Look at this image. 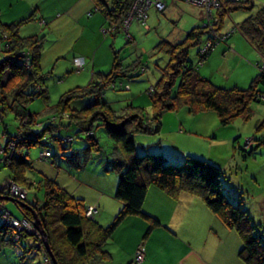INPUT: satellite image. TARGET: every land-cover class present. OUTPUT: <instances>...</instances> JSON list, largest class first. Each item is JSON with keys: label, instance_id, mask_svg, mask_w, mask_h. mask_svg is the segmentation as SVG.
Instances as JSON below:
<instances>
[{"label": "trees", "instance_id": "obj_1", "mask_svg": "<svg viewBox=\"0 0 264 264\" xmlns=\"http://www.w3.org/2000/svg\"><path fill=\"white\" fill-rule=\"evenodd\" d=\"M93 1L108 29L113 33L121 31L126 41L131 42L129 32L119 27L137 0ZM163 2L166 5V0ZM224 2V11L244 9L248 15L236 23L233 31L223 39L214 38L208 30L196 26L188 30L181 41L171 42L162 39L158 42L157 48L166 52L169 60L160 68V76L152 92L148 91L152 95L151 119L145 117L142 111L133 110L134 106L130 104L120 111L113 109L104 98V90L107 87L117 86L124 89L127 84L122 80L123 77H132L133 73H138L134 72L137 67L141 71L145 69L139 60L134 64H123L117 51H113L108 70L93 71L89 83L67 90L55 104H47L49 94L44 81L45 73L40 67L43 37L36 34L22 36L18 32L19 25L32 20V15L15 22L0 20V113L12 112L16 120L13 134H9L6 128H3L5 141L0 145V167L6 166L9 170V175L0 186L2 216L0 246L21 247L19 257L23 259L26 249L30 246L27 235H30L36 244H40L41 241L40 236L37 235L38 238L32 230L27 228L19 230L6 222L4 214L18 219L5 207L4 202L8 195H11L4 186L7 181H12L25 189L24 198L11 196V199L20 209L22 219L32 225L35 218L39 220L57 264H101L106 261L110 257L105 247L106 243L122 221L130 215L140 216L149 221L146 234L159 225L157 219L142 210L147 188L152 185L175 199L182 192L201 191L203 200L212 213L226 227L238 234L241 240L238 257L245 264H264V234L256 231L247 211L222 190L219 179L220 166L192 156H186L179 164L166 163L161 153H136V143L132 137L133 133L157 132L160 114L164 109L185 106L192 114L213 111L219 124L224 126L238 116L249 118V103L264 100V5L255 4L254 0ZM149 8L160 12L150 4L145 9V19L133 18L131 21L137 19L144 24ZM209 13L211 17H205L207 21L203 23L209 22L211 25L214 16L217 15L219 27L222 26L224 21L222 10L211 7ZM235 30H238L261 56L256 64L259 71L246 88L236 86L224 88L215 85L210 78L197 71V65L208 58L215 45L226 40ZM197 42L201 45L197 51V65H194L188 61L187 53L188 48ZM206 42H210V46L202 51ZM87 96L90 97L86 98L84 106L79 108L69 106L70 100ZM39 98L43 99L52 111L50 118L44 122H40L38 112L28 110L29 103ZM261 125L263 126L264 122ZM98 127H102L107 136L118 143L128 155L125 160L115 159L113 162L112 168H122L114 190V197L122 205L108 225H101L95 218L85 216L86 205L83 199L74 197L54 179L42 174L40 177L27 176L28 170L32 169L28 154L31 146L36 144L44 146L39 153L41 159L51 157L48 149L49 139L57 141L60 146L83 137L90 143V149L98 150L100 145L94 135ZM61 129L66 133L57 134ZM256 140L257 144H264V133ZM45 152H48V155H44ZM33 184L44 190L41 202L38 199L27 200V188ZM58 234L65 245L58 242L57 239L60 237ZM35 243H31V246L39 248ZM65 248L72 249V255L69 257L71 260L64 256ZM133 262L139 264L141 261ZM49 263L51 264L50 261Z\"/></svg>", "mask_w": 264, "mask_h": 264}, {"label": "rangeland", "instance_id": "obj_2", "mask_svg": "<svg viewBox=\"0 0 264 264\" xmlns=\"http://www.w3.org/2000/svg\"><path fill=\"white\" fill-rule=\"evenodd\" d=\"M254 1L258 3V0ZM193 2L191 0H166V8L164 5L159 10L160 12L150 9V18L149 20L147 19L146 24L140 23L136 19L129 25V33L133 37V41L131 42L126 41V37L121 31L108 36L103 48H107L108 50L111 48V45L113 46L109 50V58L113 56V51H117V55L122 59L123 64L130 65L135 62L137 63L139 60L141 65L145 66L144 71H141L137 65L138 70L135 69L134 72L138 73H133L132 77H123L122 80L126 81L127 84L124 89L116 86L107 87L104 90V98L113 109L120 111L130 104L134 106L133 110H140L145 117L152 118V95L149 94L148 89L155 85L160 76V68H163L169 60L168 54L158 49L157 44L162 39H169L171 42L181 41L188 30L201 25L198 20L200 8H202L204 21H207L205 17H208V14L206 13L205 6L201 3ZM223 4H225L224 0H220L215 6L217 10H222L223 12L224 21L221 24L222 26L219 27V16L217 15L214 16L211 25L202 23L200 26L208 30L213 36L226 37L229 31L235 27V23L240 22L248 15V12L244 9H234L230 12L224 11L225 5ZM5 5L4 0H1L0 16L3 19H6L8 16ZM213 12L215 13V9H213ZM229 23L231 24L229 25ZM119 29H121V26ZM112 41L113 44H111ZM228 43L232 46L233 51L242 57V60L238 59L234 63L231 62L226 71L220 72L219 70L223 60L228 58L227 51H224L223 42L216 44L206 61L200 65H197V51L201 44L197 42L188 48L187 59L189 62L197 65V71L204 77L210 78L215 85L224 88H231L233 86L246 88L251 79L259 71L254 63V60L259 58L258 54L246 43L238 30H235L229 37ZM229 57H233L234 59L235 55L231 52L229 53ZM86 59V64L80 69L76 68L74 58L72 61L68 58L66 60L62 58L56 64L55 62H51L50 59V62H43L42 71L45 73L44 81L49 94L47 104H55L67 90L89 83L91 71H106L111 65H97L96 68L92 69V63H88ZM72 62L74 64L73 67L71 65ZM175 85L173 86L174 89ZM89 97L72 99L69 101V106L72 108L82 107L85 105L86 98ZM42 101L45 103L44 108L37 113L40 118L52 112L50 107L46 105V102L43 99ZM30 104L31 106H35L37 103L32 101L28 107ZM263 122L264 100L262 99L249 103V118L244 119L238 116L224 126L219 124L217 116L213 111H201L192 114L188 112L187 107L180 106L177 109H164L161 112L159 130L157 132L133 133L132 137L136 143V153H161L166 163L179 164L186 156L216 163L221 167L219 179L222 190L229 198L238 202L242 209L247 211L255 225L256 231L263 235L264 144H257L256 140L264 133V125H261ZM151 124L154 125V122ZM15 125L16 120L12 112L6 111L0 113V145L5 141L3 128H6L9 134H13L15 132ZM61 133H66V131L61 129L57 134ZM94 135L97 137V143L100 145L98 150L90 149V143H87L83 137L76 138L71 143L60 146L57 141L49 139L50 145L48 149L51 152L49 159H41L39 157V153L44 149L43 145L36 144L28 149L32 169L28 170L27 176L40 177L42 174L54 179L74 197L82 198L86 205L84 215L88 211L89 206L91 212L96 210L95 206L86 203V201L92 198L93 189L90 187L93 186L90 184L101 185L107 191H113L122 171V168H112L113 162L115 159L125 160L126 156H128L118 143L107 136L102 127L96 128ZM88 171L93 172L94 175H91ZM8 175V168L6 166L0 167V186ZM148 188H153L156 191L159 190L152 185H149ZM43 192L42 187L33 184L27 188V200L33 201L34 199H38L41 202ZM200 192H184V197L178 199L180 201L176 200V207H180V202H183L184 206H188L189 202H192L194 204V209L192 210H197L201 213L211 211L203 200V194ZM11 196L17 197L18 195L13 193L8 195V197ZM19 198L22 197L19 196ZM4 203L7 210L14 217L18 218L21 222L31 225L29 230H32L36 236H40L41 241L38 247L41 249L35 251L37 253H32L29 250L30 255L28 259H25V263L50 264L49 261L51 262V259L45 250L39 230L25 219H22V213L13 200L7 199ZM180 204L182 206V203ZM142 210L157 219L161 227L160 229L167 228L165 225L162 226L161 221L156 217L158 216L157 213L152 212V214L149 212L151 206L147 208L148 212L143 206ZM92 214L89 217H92ZM195 217L200 219L204 217V214L195 215ZM95 218L97 219V217ZM144 220L147 226L141 232L140 239L147 235L146 230L149 226V221L147 219ZM1 221L2 216L0 215V223ZM110 222L111 220L105 222L103 225H108ZM23 228L25 227L20 224L19 230ZM156 232L155 239L157 238L159 244L154 247V252L155 250L157 252L155 257L158 258V261H171V259H175L173 248L164 242L162 232L160 230H156ZM58 236L60 235L58 234ZM27 237L31 238L30 235H27ZM210 238L208 240L205 239L203 243L211 251H216L217 248L223 245V240L215 234ZM57 240L60 244H63L61 236ZM160 244L166 248L161 247ZM173 244L180 245V242L176 240ZM17 252L19 254L18 250ZM63 254L66 256V259L71 260L69 257L72 255V249L65 248ZM133 261H135L134 258ZM18 262L19 264H23L22 259L19 257ZM101 264L115 263L106 260Z\"/></svg>", "mask_w": 264, "mask_h": 264}, {"label": "crops", "instance_id": "obj_3", "mask_svg": "<svg viewBox=\"0 0 264 264\" xmlns=\"http://www.w3.org/2000/svg\"><path fill=\"white\" fill-rule=\"evenodd\" d=\"M4 2L6 3L8 16L6 19L0 16V20L3 22H15L27 15H32V20L19 25L18 32L22 36L36 34L43 37V48L40 56L41 69L44 61H51L56 64L62 58L65 60L68 58L72 61L76 56L84 58V65L86 64L85 59L89 58L86 60L88 63H92V69L96 68L97 65L109 66L111 64L112 57L109 58L108 53L113 46L111 45L108 50L103 47L108 36L112 35L113 32L108 29L104 18L94 7L93 0H4ZM255 4L264 5V0H258V3ZM150 9L153 8L147 10L148 20ZM198 20L202 25L204 22L202 8H200ZM229 37L223 41L224 51H227L228 58L221 63L220 72L226 71L231 62L234 63L238 59L242 60V57L234 52L232 46L228 43ZM131 39L133 41L132 36ZM111 44H113V41ZM253 50L256 52L254 48ZM231 52L235 55L234 59L229 57ZM258 57L257 60H254L255 65L261 58L259 54ZM71 65L73 67V62ZM34 102L37 104L35 106L30 104L28 110L35 113L42 111L45 105L42 99L39 98ZM50 115L42 116L40 122L49 119ZM89 173L94 175L93 172ZM90 185L93 186L90 187L93 189L92 198L86 203L95 206L96 210L93 212L92 217H97L95 219L103 225L112 219L122 204L114 197L115 189L107 191L101 185ZM183 194L184 192L175 199L163 191L147 188L143 207L147 211V208L151 206L149 212L157 213L160 217H156L161 221L162 226L165 225L167 228L160 229L161 227L158 225L140 239L141 232L147 226L144 218L135 215L126 217L105 245L110 253L107 260L115 264H128L129 262L134 264L135 250L138 245H141L145 249V254L139 264H245L237 254L241 246L238 234L233 229L226 227L211 211L201 213L192 210L194 209L192 202H189L188 206H184V203L180 202L182 206L179 203L180 207H176V200L184 197ZM193 214L196 216L204 214V217L198 219ZM156 230L162 232L164 242L173 248L175 259L158 261V258L155 257L157 252L156 250L154 252V247L159 244L157 238L155 239ZM213 234L223 240V245L217 248L216 251H211L203 243L205 239L212 238ZM27 240L30 246L26 249L27 251L22 259L23 264H26L25 259H28L30 255L29 250L32 253H37L35 251L39 249L31 246V243H35L32 238L27 237ZM168 240L169 242H167ZM176 240L180 242V245L173 244ZM161 247L166 248L162 245ZM21 249V247L9 245L0 246V264H19L17 250L20 253Z\"/></svg>", "mask_w": 264, "mask_h": 264}, {"label": "built area", "instance_id": "obj_4", "mask_svg": "<svg viewBox=\"0 0 264 264\" xmlns=\"http://www.w3.org/2000/svg\"><path fill=\"white\" fill-rule=\"evenodd\" d=\"M194 1L193 3H201L203 6H205L206 13L208 14V17H211V14L209 13V10L211 7H215L218 4V0L216 1H211V0H191ZM153 4L157 10H161L164 6L163 0H137V3L132 6L130 13L128 14V17L124 19L121 29L127 32L128 26L133 18H137L139 20H143L146 17L145 9L150 5ZM207 23V22H206ZM209 24V22H208ZM233 31V29L231 30ZM229 31V33L231 32ZM228 33V34H229ZM213 36V35H212ZM214 38H221L217 35L213 36ZM210 46V42H206V44L203 46L202 51H205L206 48ZM74 62L75 65L77 66V69H80L84 65V58L81 56H76L74 57ZM153 87L151 86L148 91L152 92ZM44 155H48V152H45ZM4 186L8 188L9 192L15 195H18L17 197L21 196L22 198L25 197V191L23 188H20L18 185L15 183H12V181H7L5 182ZM90 207V206H89ZM88 207V211L86 212V216H90L93 212H91L90 208ZM95 211V210H94ZM10 215L4 214V217L6 219V222L14 227L19 228L20 224H23L25 228L29 229L31 225H29L26 222H21L18 219H14L13 217H9ZM29 225V226H28ZM144 256V251L143 247L141 245H138L136 250H135V260L136 261H141Z\"/></svg>", "mask_w": 264, "mask_h": 264}, {"label": "water", "instance_id": "obj_5", "mask_svg": "<svg viewBox=\"0 0 264 264\" xmlns=\"http://www.w3.org/2000/svg\"><path fill=\"white\" fill-rule=\"evenodd\" d=\"M7 199L12 200L11 197H7ZM33 225H34V227H35L36 229L39 230V232H40L41 235H42V242H43V244H44V247H45L46 252H47V253L49 254V256H50L51 263H52V264H57V262H56V260H55V258H54V256H53V254H52V252H51V250H50V248H49V245H48V242H47V238H46V234H45V232L43 231V229L40 227V222H39V220H38L37 218L34 219Z\"/></svg>", "mask_w": 264, "mask_h": 264}, {"label": "bare ground", "instance_id": "obj_6", "mask_svg": "<svg viewBox=\"0 0 264 264\" xmlns=\"http://www.w3.org/2000/svg\"><path fill=\"white\" fill-rule=\"evenodd\" d=\"M23 225V224H22ZM23 227H24V225H23Z\"/></svg>", "mask_w": 264, "mask_h": 264}]
</instances>
